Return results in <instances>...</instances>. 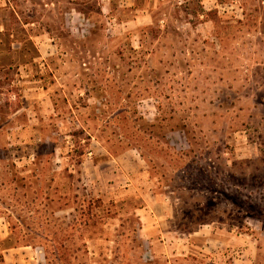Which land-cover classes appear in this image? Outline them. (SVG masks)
I'll use <instances>...</instances> for the list:
<instances>
[{
	"label": "rangeland",
	"instance_id": "374dc122",
	"mask_svg": "<svg viewBox=\"0 0 264 264\" xmlns=\"http://www.w3.org/2000/svg\"><path fill=\"white\" fill-rule=\"evenodd\" d=\"M0 264H264V0H0Z\"/></svg>",
	"mask_w": 264,
	"mask_h": 264
},
{
	"label": "trees",
	"instance_id": "16d2710c",
	"mask_svg": "<svg viewBox=\"0 0 264 264\" xmlns=\"http://www.w3.org/2000/svg\"><path fill=\"white\" fill-rule=\"evenodd\" d=\"M84 154H86V152H84V153H82L81 155H84ZM98 201H99V203L98 202H96L95 200H91L90 201V203H89V205H88V209H89V211H93V209H95V208H100V207H102L103 206V201L101 200V199H98ZM94 204V205H93Z\"/></svg>",
	"mask_w": 264,
	"mask_h": 264
}]
</instances>
